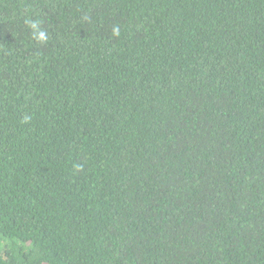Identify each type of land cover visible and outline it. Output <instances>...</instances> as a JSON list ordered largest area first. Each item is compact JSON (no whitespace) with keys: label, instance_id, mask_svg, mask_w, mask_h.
I'll use <instances>...</instances> for the list:
<instances>
[{"label":"trees","instance_id":"1","mask_svg":"<svg viewBox=\"0 0 264 264\" xmlns=\"http://www.w3.org/2000/svg\"><path fill=\"white\" fill-rule=\"evenodd\" d=\"M0 264H264V0H0Z\"/></svg>","mask_w":264,"mask_h":264},{"label":"clouds","instance_id":"2","mask_svg":"<svg viewBox=\"0 0 264 264\" xmlns=\"http://www.w3.org/2000/svg\"><path fill=\"white\" fill-rule=\"evenodd\" d=\"M30 26L33 29H37V23L36 22H31ZM34 37L40 41H44L47 39L46 34L43 31H38L33 33Z\"/></svg>","mask_w":264,"mask_h":264}]
</instances>
